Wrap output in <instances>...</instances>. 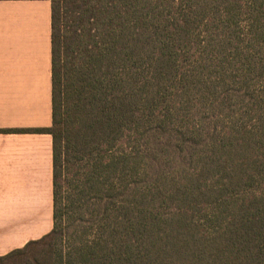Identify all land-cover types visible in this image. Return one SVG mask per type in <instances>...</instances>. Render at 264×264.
Returning a JSON list of instances; mask_svg holds the SVG:
<instances>
[{
  "label": "trees",
  "instance_id": "trees-1",
  "mask_svg": "<svg viewBox=\"0 0 264 264\" xmlns=\"http://www.w3.org/2000/svg\"><path fill=\"white\" fill-rule=\"evenodd\" d=\"M50 1L52 227L0 264H264V0Z\"/></svg>",
  "mask_w": 264,
  "mask_h": 264
},
{
  "label": "crops",
  "instance_id": "crops-1",
  "mask_svg": "<svg viewBox=\"0 0 264 264\" xmlns=\"http://www.w3.org/2000/svg\"><path fill=\"white\" fill-rule=\"evenodd\" d=\"M50 35V0H0V255L52 227Z\"/></svg>",
  "mask_w": 264,
  "mask_h": 264
}]
</instances>
